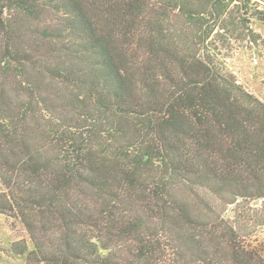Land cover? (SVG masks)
I'll use <instances>...</instances> for the list:
<instances>
[{
  "label": "trees",
  "instance_id": "16d2710c",
  "mask_svg": "<svg viewBox=\"0 0 264 264\" xmlns=\"http://www.w3.org/2000/svg\"><path fill=\"white\" fill-rule=\"evenodd\" d=\"M249 0H0V215L26 264H264V102L226 65ZM264 21V18H260Z\"/></svg>",
  "mask_w": 264,
  "mask_h": 264
},
{
  "label": "rangeland",
  "instance_id": "374dc122",
  "mask_svg": "<svg viewBox=\"0 0 264 264\" xmlns=\"http://www.w3.org/2000/svg\"><path fill=\"white\" fill-rule=\"evenodd\" d=\"M249 26L260 36L258 43H233L226 65L248 92L264 102V0H249ZM226 217L237 226L249 243L264 247V201L253 200L230 206ZM24 248H33L22 223L12 217L0 215V264H26Z\"/></svg>",
  "mask_w": 264,
  "mask_h": 264
}]
</instances>
